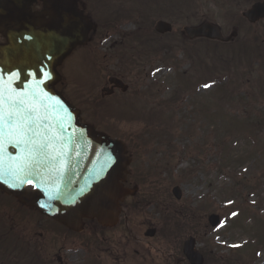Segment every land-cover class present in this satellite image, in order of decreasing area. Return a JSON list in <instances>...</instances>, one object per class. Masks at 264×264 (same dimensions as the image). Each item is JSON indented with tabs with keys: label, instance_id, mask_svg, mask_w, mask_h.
<instances>
[{
	"label": "rangeland",
	"instance_id": "1",
	"mask_svg": "<svg viewBox=\"0 0 264 264\" xmlns=\"http://www.w3.org/2000/svg\"><path fill=\"white\" fill-rule=\"evenodd\" d=\"M80 1L98 30L60 66L57 89L84 121L127 145L133 158L127 186L147 198L138 217L148 222L143 229L162 230L169 220L173 231L183 225L181 237H194L196 248L209 250L219 264H264V20L250 24L241 18L249 6L228 7L227 0ZM124 10L133 18L106 23ZM158 20L172 23L173 32L151 30ZM208 21L224 36L238 31L237 38L225 44L182 34ZM255 41L258 51L243 50ZM114 76L128 91L102 97ZM146 132L159 140L143 143L138 137ZM224 139L230 142L225 150ZM225 155L232 159L221 168ZM174 186L181 200L172 195ZM210 214L221 216L217 227L209 224ZM0 236V264H153L133 243L119 259L128 236L123 225L102 230L89 223L77 238L66 236L58 224L8 198H0ZM175 240L177 246L162 236L151 241L154 264H165L168 254L183 257L185 240Z\"/></svg>",
	"mask_w": 264,
	"mask_h": 264
},
{
	"label": "water",
	"instance_id": "2",
	"mask_svg": "<svg viewBox=\"0 0 264 264\" xmlns=\"http://www.w3.org/2000/svg\"><path fill=\"white\" fill-rule=\"evenodd\" d=\"M44 2V11L33 14L28 6L17 26L10 31L0 30L9 41L0 45V94L5 99L22 96L32 101L45 117L46 135L54 137L53 147L47 150L48 156L40 167L20 171L21 158L27 156V150L4 139L0 147V188L76 232L83 229V219L88 218L114 226L119 220L121 202L137 191L124 187L131 163L126 144L98 131L95 125L82 123L80 110L55 89L61 80L57 68L74 48L88 42L90 30L96 27L79 10L76 0ZM14 4L17 3L12 0L5 3L0 21ZM243 15L252 23L262 20L264 1L253 4ZM155 28L162 34L172 31V25L166 21H158ZM184 33L190 39L223 42L237 35L224 37L220 27L211 22L187 26ZM109 80L127 91L122 80ZM103 91L112 94L107 88ZM29 186L34 187L32 192L26 190ZM173 193L179 199L182 197L179 187H174ZM209 220L216 226L220 217L212 215ZM154 233L149 230L147 235ZM194 246V239L187 241L184 253L192 264H203L205 260Z\"/></svg>",
	"mask_w": 264,
	"mask_h": 264
},
{
	"label": "snow or ice",
	"instance_id": "3",
	"mask_svg": "<svg viewBox=\"0 0 264 264\" xmlns=\"http://www.w3.org/2000/svg\"><path fill=\"white\" fill-rule=\"evenodd\" d=\"M204 87L209 85L206 84ZM44 120L45 117L32 101L22 96H9L5 99L3 94H0V147L2 141L7 139L15 147L23 145L26 148L27 156L21 158L20 171L40 167L48 156L47 150L53 147L54 137L46 135Z\"/></svg>",
	"mask_w": 264,
	"mask_h": 264
},
{
	"label": "flooded vegetation",
	"instance_id": "4",
	"mask_svg": "<svg viewBox=\"0 0 264 264\" xmlns=\"http://www.w3.org/2000/svg\"><path fill=\"white\" fill-rule=\"evenodd\" d=\"M29 2H31V8H32V11L33 12H37V11H41L44 9V3L42 0H27ZM6 0H0V6L3 5V3H5ZM78 2V6L84 10L85 14L87 16H90L87 12H86V6L83 5L84 7H82V2L80 0H77ZM90 18L93 20L92 16H90ZM6 42V38L3 37V35L0 33V44H3ZM116 91V89H114ZM10 200V202L12 203L13 200L11 199H8ZM127 200H131L130 204L124 206V210L126 211V213H130L132 211V209H141L140 205L141 203L144 202V197L143 196H132L130 198H128ZM15 203V202H13ZM131 215H133V217L130 218V214H127L125 216V220L123 221L120 220V223H119V226L120 225H123L124 226V230H127L128 231V236L127 238H124L122 240V242L119 244L120 246V249H119V254H120V257L119 259H122L123 257L125 258L126 255L128 254V251H127V247L130 245V244H138V245H142V247H139V249H141V253H140V256H142V260L148 262V260H151L152 263L154 264L155 263V258L151 257V251H152V248H154V246L156 245V241H154L155 243H151V241L153 239H156V238H159L160 236H162L164 238V234L162 232L161 229L159 228H156V227H153L154 229H156V234L155 236H153V238H148V237H141L142 235V232H144L145 229H143L144 227H146L147 223L146 221H138V214L133 212L131 213ZM95 223L96 220H93V221H88V223L86 222V225L89 224V223ZM151 229H153L152 227H150ZM124 240H126V242H124ZM173 246L176 245V243L174 241H171ZM124 243V244H123ZM117 244V243H116ZM111 246H112V242L110 241L108 243V249H111ZM147 246H151V248H147ZM177 246V245H176ZM180 249V253L183 255V249H181V246L179 247ZM200 250V249H199ZM200 252L202 253L203 255V258H205V264L210 262V263H213V264H216L215 263V260L219 259L217 258L216 256H212V255H209L207 253V250L205 251H201ZM121 255L122 258H121ZM176 259H180V262H177ZM174 260H171L170 259V254H168V256L165 258V264H189V261L188 260H182V257H179V258H176Z\"/></svg>",
	"mask_w": 264,
	"mask_h": 264
},
{
	"label": "trees",
	"instance_id": "5",
	"mask_svg": "<svg viewBox=\"0 0 264 264\" xmlns=\"http://www.w3.org/2000/svg\"><path fill=\"white\" fill-rule=\"evenodd\" d=\"M235 1H240L241 3H243V4H245V5H250V3H252L253 1H256V0H234L233 1V3L235 2ZM253 47L251 48H248L249 50H253V51H258L259 50V48L261 47V43L260 42H258V41H255L254 43H253ZM261 57H262V55H261ZM211 114V117H213L214 118V113H213V111L210 113ZM225 116H227V117H231V118H233L234 119V117L232 116V115H230L228 112H225V114H224ZM250 127H253V126H250ZM156 134V132H146V133H143V135H141V136H139L138 138L140 139V140H142L143 141V143H145V144H147V141L149 140V139H152V140H159V138L155 135ZM171 135V134H170ZM170 135H168V133H166V137L167 138H169L170 137ZM146 136H147V138H146ZM218 139H220V138H218ZM151 141V140H150ZM219 144L222 146V148H223V150H225V149H227V147L229 146V144H230V142H228L227 140H225L224 139V141H222V142H219ZM136 148V147H135ZM221 160V164L223 165V167H221V168H225V167H228L229 166V164H230V161L229 160H231L232 158H231V155H225V156H221V158H220ZM65 232H67V233H69V234H72V235H75V233H73V232H71V231H69V230H65Z\"/></svg>",
	"mask_w": 264,
	"mask_h": 264
},
{
	"label": "bare ground",
	"instance_id": "6",
	"mask_svg": "<svg viewBox=\"0 0 264 264\" xmlns=\"http://www.w3.org/2000/svg\"><path fill=\"white\" fill-rule=\"evenodd\" d=\"M29 2L27 0H24L21 4H14L10 8H8V11L5 14V17L2 21V26L0 27V30H8L12 27L17 26L19 23V19L23 18V16L26 13V10L28 9ZM4 6V5H3ZM29 10V9H28Z\"/></svg>",
	"mask_w": 264,
	"mask_h": 264
}]
</instances>
